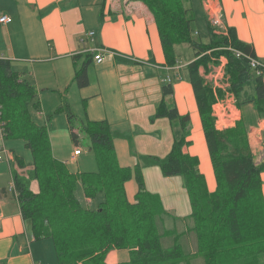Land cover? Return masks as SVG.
I'll return each mask as SVG.
<instances>
[{
  "label": "trees",
  "instance_id": "obj_1",
  "mask_svg": "<svg viewBox=\"0 0 264 264\" xmlns=\"http://www.w3.org/2000/svg\"><path fill=\"white\" fill-rule=\"evenodd\" d=\"M140 1L154 16L169 65L177 63L176 45L189 44L195 51V59L187 70L216 190H209L198 157L184 152V147L190 144L191 117L180 114L176 105L167 102L166 97L174 94L170 80L163 82V99L155 114V118H168L172 125L174 143L166 157L142 156L134 168L122 167L114 146L117 134L109 123L86 119L81 132L92 143L98 169L73 173L54 156L47 126L32 119L31 109L39 108L36 88L21 80L9 61L0 60V120L4 136L26 141L33 156L28 174L16 173L13 177L26 227L35 241H52L59 264H107V254L115 249L129 250L130 261L124 264H184L192 256L190 249L180 241L167 247L163 245L168 237L177 240L181 235L165 228L169 216L162 199L146 188L143 165L158 166L166 177L181 175L184 178L192 206L193 225L189 231L197 240L195 256H200L204 264H264L261 177L264 164L254 159L244 118L233 129L217 128L213 110L215 97L200 70L224 57L227 60L225 71L232 76L231 90L238 106L242 109L253 105L258 118H262L264 72L258 75L250 60L257 58L256 52L251 45L239 40L235 28H229L224 34L208 19V41L195 39L192 0ZM186 3H190V7ZM237 52L241 56H237ZM90 62L91 59L75 74L79 87L89 83ZM72 133L77 143L78 135ZM17 161L25 168L22 161ZM133 178L138 192L131 203L125 184ZM80 189L84 197L95 201V206L81 202Z\"/></svg>",
  "mask_w": 264,
  "mask_h": 264
},
{
  "label": "crops",
  "instance_id": "obj_2",
  "mask_svg": "<svg viewBox=\"0 0 264 264\" xmlns=\"http://www.w3.org/2000/svg\"><path fill=\"white\" fill-rule=\"evenodd\" d=\"M197 1L205 20L220 13V31L226 34L229 28H235L239 40L251 45L257 59L264 63V0ZM1 16L10 17L11 21L0 24V60L9 61L20 79L36 88L39 108L31 109L32 119L38 124L37 117L50 114L44 126L48 128L51 145L49 123L56 120L52 114H60L63 107L68 108L64 111L68 126L72 124L70 115L80 130L86 119L109 123L117 134L114 146L122 167L134 168L142 156L166 157L174 143L172 125L168 118H155V114L163 99V82L170 79L174 94L166 97L167 102L176 105L180 114L191 117L190 144L184 147V152L198 157L209 190H216V183H209L210 155L187 70L195 59L194 51L183 63L181 47L185 44L176 45L177 63L169 65L154 16L146 4L140 0H0ZM96 50L103 51L101 63L94 59ZM112 51L124 57L115 56ZM89 59V83L76 86L75 74ZM225 64L222 60L219 68L223 69ZM56 97L60 101L49 107L46 100ZM242 111L240 118L247 123L254 159L264 164V117L258 118L253 105H245ZM73 132H77L75 128ZM78 143L79 136L75 145ZM74 151L68 158L70 161L64 162L67 166L83 155L82 151L73 158ZM0 155L3 157L0 162V264H59L53 244L48 243L50 240L35 241L28 231L11 190L14 174L25 176L32 168L31 150L26 141L6 138L0 133ZM205 158H208L207 169L203 164ZM210 169L213 171L212 164ZM142 172L147 190L161 197L169 214L165 228L179 232L182 244L190 247L189 261L194 264L193 260L198 258L194 255L197 240L189 231L193 225L192 206L183 176L166 177L158 166L148 165H143ZM261 177L264 195V171ZM125 190L133 203L138 192L134 178L126 182ZM78 197L80 200L83 197L87 206H95V201L84 197L82 189ZM129 261L127 249L111 250L106 256L107 264Z\"/></svg>",
  "mask_w": 264,
  "mask_h": 264
},
{
  "label": "rangeland",
  "instance_id": "obj_3",
  "mask_svg": "<svg viewBox=\"0 0 264 264\" xmlns=\"http://www.w3.org/2000/svg\"><path fill=\"white\" fill-rule=\"evenodd\" d=\"M186 5L190 7L189 6L190 3H186ZM194 9H195L194 14L196 18L195 23L193 25V33L195 36L194 38L195 39L200 38L205 43L208 41L209 38L208 27L204 14L202 13L200 3H198L197 0H194ZM196 32H198L197 35L195 34ZM193 51H194L193 47L189 46V44H185L183 47H181L183 63H186V61H188L191 58V54L193 53ZM222 60H225V63H227V60L224 57H221L217 63L215 62L210 63L207 67L202 66L200 70L202 71V75L208 86L211 88L212 93L215 97V101L213 103V110L215 109L214 115L217 119L216 126L219 127L220 130H225L227 128L233 129L235 128L236 125H238V122H240L241 119L240 117L241 115H243V111L238 106L237 101L233 100V98L236 99V97L233 91L231 90L232 76L227 71H225V65L223 66V69L219 68ZM75 85L77 86V83H75ZM55 101L57 102L60 101L59 97L53 98L52 100L49 99L46 100L47 104H49L48 105L49 107ZM61 109L63 110V112H61L60 114H52L55 116L56 120L53 123H49V128H51L52 147H53L52 150L54 152V155L59 160L66 162L67 160H69L68 158H70V154L73 150L81 149L83 151V155L81 156V158H79L78 160L71 161L68 167L72 171H75V173L78 171L80 172H90L95 170L97 171L98 163L96 159V152L94 149L91 148L92 143L90 139L87 138L81 132L80 128L77 127L78 124L76 123V120L74 118H71L72 124L68 126V119L66 118V114L64 112L67 111L68 108L62 107ZM48 115L50 114L42 115L40 118L37 117L36 119L38 120V124L45 125L46 122L48 121L47 118ZM73 128L76 129L77 131L76 133L79 136V143L77 145H75V141L73 139V133H72ZM197 142H198V137H197ZM60 155L63 157H60ZM63 158H66L64 159L65 161L63 160ZM203 164L204 167L207 169L208 158L204 159ZM210 166H211V162L209 161V170H210V173H208L209 183H213L215 182V177L213 171H211L210 169ZM81 202L84 203L83 197H81ZM167 216H169V214ZM167 218L168 217H166V219ZM179 241L182 243L180 237L177 240L172 237H168L163 245L167 247ZM48 243L52 244L50 241H48ZM186 247L190 249L189 245H187ZM196 257L198 258L197 259L195 258L193 260L194 264H204V261L200 256L196 255ZM186 262L187 264H191L189 260H187Z\"/></svg>",
  "mask_w": 264,
  "mask_h": 264
},
{
  "label": "built area",
  "instance_id": "obj_4",
  "mask_svg": "<svg viewBox=\"0 0 264 264\" xmlns=\"http://www.w3.org/2000/svg\"><path fill=\"white\" fill-rule=\"evenodd\" d=\"M219 16H220V13L217 12V13L213 14L212 18H210V21H211L212 25L215 26V27H220V25H221V23L219 21L220 19H218ZM10 21H11V18L8 17V16H1L0 17V24H7ZM90 35L93 36V33H91ZM96 52L97 53L95 54L94 59H95L96 62L101 63L104 60L103 51L102 50H96ZM111 53L114 54L115 56H119L121 58L124 57L121 54H119L117 52H114V51H112ZM236 54H237V56H241V53H239V52H237ZM250 60H251V66L253 67V69H255L257 71L258 75H261V73L264 72V63L259 61L257 58H251ZM169 80L170 79H167V81H169ZM2 124L3 123L0 120V133H1L2 136H4ZM81 153H82L81 149L75 150L73 158L77 157ZM2 158H3L2 155H0V162L2 161ZM11 190H13L14 193H15V185H13L11 187ZM0 217H1V214H0Z\"/></svg>",
  "mask_w": 264,
  "mask_h": 264
}]
</instances>
